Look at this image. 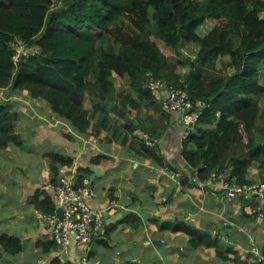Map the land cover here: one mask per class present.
Returning a JSON list of instances; mask_svg holds the SVG:
<instances>
[{
    "label": "trees",
    "instance_id": "obj_1",
    "mask_svg": "<svg viewBox=\"0 0 264 264\" xmlns=\"http://www.w3.org/2000/svg\"><path fill=\"white\" fill-rule=\"evenodd\" d=\"M206 20L211 28L200 33ZM20 95L44 103L77 134L125 147L170 174L181 169L158 146L174 118L188 172L181 179L196 170L201 180L223 171L239 185L264 182V0H0V147L22 144L17 114L2 102ZM182 96L186 113L200 111L192 126L171 109ZM45 157L50 171L69 162ZM74 187L80 191L83 180ZM56 207L48 203L41 213ZM159 227L201 243L193 226ZM0 243L9 254L19 249ZM205 243L242 263L218 241Z\"/></svg>",
    "mask_w": 264,
    "mask_h": 264
},
{
    "label": "crops",
    "instance_id": "obj_2",
    "mask_svg": "<svg viewBox=\"0 0 264 264\" xmlns=\"http://www.w3.org/2000/svg\"><path fill=\"white\" fill-rule=\"evenodd\" d=\"M31 104L16 99L9 106L22 144L0 147V240L19 247L9 254L0 243V264H231L206 246V238L218 241L228 257L236 252L241 264L264 255V217L181 179L188 172L180 158L182 127L174 118L158 146L163 159L181 169L170 174L118 144L76 135L45 104ZM47 154L69 162L50 171ZM63 177L74 184L82 179L86 206L103 210L104 226L92 231L86 250L77 248L72 233L64 249L55 244L41 213L48 203L57 206L54 188ZM175 221L193 226L201 243L193 247L188 236L159 227Z\"/></svg>",
    "mask_w": 264,
    "mask_h": 264
},
{
    "label": "built area",
    "instance_id": "obj_3",
    "mask_svg": "<svg viewBox=\"0 0 264 264\" xmlns=\"http://www.w3.org/2000/svg\"><path fill=\"white\" fill-rule=\"evenodd\" d=\"M156 89V85L152 86ZM184 96L178 100L175 97L171 101V109L182 117L184 125L192 126L200 115V111L186 113L190 107ZM188 183L200 191L211 190L220 193L221 198L230 203L245 204L252 208V213L258 217H264V183L236 184L223 171L214 172L207 180H201L196 170H191L188 175ZM56 204L62 210V219L59 220L58 213L54 212L47 216V228L52 240L60 248L67 245L68 234L72 233L77 248L86 250L91 243L92 231L98 230L103 224V210L93 209L86 206L84 194L74 187V183L67 177H63L54 188ZM255 264H264V255L256 256Z\"/></svg>",
    "mask_w": 264,
    "mask_h": 264
},
{
    "label": "rangeland",
    "instance_id": "obj_4",
    "mask_svg": "<svg viewBox=\"0 0 264 264\" xmlns=\"http://www.w3.org/2000/svg\"><path fill=\"white\" fill-rule=\"evenodd\" d=\"M245 2H247V3H251L252 2V0H244ZM209 28H211V22H210V20H206V22H205V24H204V26L199 30V32L200 33H203V32H205V31H207ZM107 45V44H106ZM181 52L184 54V56H187V57H193V54H194V52H193V49H192V47L189 45V44H184L183 45V48H181ZM0 98L2 99V97L0 96ZM17 100L19 101V102H21V103H28V104H31V100L30 99H28L27 97H25V96H23V95H20V97H17ZM4 104H5V106H12L11 105V99L9 98V99H5L4 101H2ZM44 104V103H43ZM32 105V104H31ZM31 105H29V109H33L34 107H32ZM30 107H32V108H30ZM35 110H36V107H35ZM37 110H38V108H37ZM10 111H12L11 109H10ZM12 112H14V111H12ZM38 115V114H37ZM58 119V118H57ZM60 120V119H59ZM62 120H60V122H61ZM51 122H55L56 124H58V120L56 121H51ZM64 122V121H63ZM65 123V122H64ZM67 124V123H66ZM68 125V124H67ZM257 125H258V127H262L263 126V123H262V120H258L257 121ZM59 126H60V123H59ZM69 126V125H68ZM70 127V126H69ZM264 129V128H263ZM73 131V130H72ZM74 132V131H73ZM76 135H79V134H77L76 132H74ZM240 205V204H239Z\"/></svg>",
    "mask_w": 264,
    "mask_h": 264
},
{
    "label": "water",
    "instance_id": "obj_5",
    "mask_svg": "<svg viewBox=\"0 0 264 264\" xmlns=\"http://www.w3.org/2000/svg\"><path fill=\"white\" fill-rule=\"evenodd\" d=\"M56 209H57V213H58V218H59V220H61L62 219V210H61V208L59 206H57Z\"/></svg>",
    "mask_w": 264,
    "mask_h": 264
},
{
    "label": "clouds",
    "instance_id": "obj_6",
    "mask_svg": "<svg viewBox=\"0 0 264 264\" xmlns=\"http://www.w3.org/2000/svg\"><path fill=\"white\" fill-rule=\"evenodd\" d=\"M58 206V205H57ZM57 212V211H56Z\"/></svg>",
    "mask_w": 264,
    "mask_h": 264
}]
</instances>
